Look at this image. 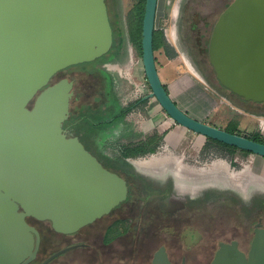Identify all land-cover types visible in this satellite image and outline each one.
<instances>
[{"label": "water", "instance_id": "obj_1", "mask_svg": "<svg viewBox=\"0 0 264 264\" xmlns=\"http://www.w3.org/2000/svg\"><path fill=\"white\" fill-rule=\"evenodd\" d=\"M157 2L146 0L143 19V63L152 88L145 97H156L197 133L264 156L263 143L194 117L165 87L154 49ZM113 43L107 0H0V264L36 258L41 236L29 216L74 232L126 199V179L78 135L66 133L74 82L51 83L59 70L94 61ZM209 53L222 85L264 103V0H233L213 29ZM151 264H173L165 246ZM211 264H264V228L256 229L248 254L223 244Z\"/></svg>", "mask_w": 264, "mask_h": 264}, {"label": "flooded vegetation", "instance_id": "obj_2", "mask_svg": "<svg viewBox=\"0 0 264 264\" xmlns=\"http://www.w3.org/2000/svg\"><path fill=\"white\" fill-rule=\"evenodd\" d=\"M232 2L233 0H158L154 34L159 38L169 34L168 40L184 49L185 60L189 67L197 76L207 80L208 73L202 70L203 62L208 61L215 71L209 53L213 29ZM158 24H161L162 29H158ZM105 55L95 59L94 62ZM73 66L75 64L59 70L51 79V83L62 78H69L74 82L70 117L64 123L66 133L78 135L106 168L124 177L127 181L128 193L125 200L93 222L74 232H60L68 237L67 245L60 249L73 247L58 256L70 250L85 248L87 253L81 260L74 254L73 259L76 262L70 259L57 262L58 256H56L45 264H151L154 253L162 246L166 247L173 264H211L215 253L223 244L236 245L239 250L248 254L252 250L256 229L264 228V198L261 199L258 194L250 195L254 189L264 191L260 187L261 184L264 185V160L259 157L254 159L261 167L259 172H255L253 166L249 169L258 176V181L243 175L242 179L248 182L246 188L225 183L224 185L231 189L224 190H221L216 182H205L202 176H200L202 183L197 186L190 182V177L193 180L197 179L195 174L189 175L187 181L183 177L184 181L180 182L181 178L177 177L174 169L169 165L149 171L139 168L136 164L123 163L126 157L128 158L125 153L129 151L115 152L103 148L98 144L99 135H114L107 129L115 126L135 108L141 107L147 99L145 97L147 94L136 97L125 105L120 104L112 95L110 74L104 66L119 71L122 70L121 67L117 64L104 63V66L101 65L98 70L96 66L93 69H83L88 72L87 75L80 73L79 70L74 76L61 75L63 71ZM89 74L98 76V84L97 81H94L92 86L87 83L92 81L87 78ZM90 101H93V106L89 105L86 110L112 115L108 119L94 122L95 125L106 124L98 131L91 130L90 125L82 123L79 129L83 128V132L79 134V129L76 130L77 126L70 122V118L74 111L80 108V104H88ZM95 101L96 103L100 101V105L94 106ZM252 102L260 107L255 112L256 116L264 117V103ZM128 106H132V109L120 121L115 122V117L121 113V108ZM81 110L85 108L78 111ZM228 127L230 126L224 129ZM85 135H96L94 146L87 142ZM244 136L264 144V135L259 132ZM241 150L253 153L249 150ZM243 169L241 166L240 170ZM251 184H255V187L251 188ZM217 204H221V208H216L213 212ZM31 219L37 218L29 216L28 221L38 229ZM40 236L37 256L27 264H43L50 255L60 250L42 258L44 238L41 231ZM76 238L77 240L74 241L73 239ZM123 251L133 253L128 259H118V253Z\"/></svg>", "mask_w": 264, "mask_h": 264}, {"label": "rangeland", "instance_id": "obj_3", "mask_svg": "<svg viewBox=\"0 0 264 264\" xmlns=\"http://www.w3.org/2000/svg\"><path fill=\"white\" fill-rule=\"evenodd\" d=\"M138 1L107 0L111 21L115 28L121 32L122 45L119 48H114L96 62L75 64L72 68L63 71L61 75L74 76L78 70L87 75L88 72L83 69H93L96 66L98 70L101 65L104 66V63L117 64L122 68L121 71L104 66L110 74L113 86L112 95L117 102L125 105L136 97L149 94L152 88L146 77L143 55L138 45L130 38L136 22L135 9ZM157 27L162 29L161 24H158ZM114 33L116 34L115 30ZM168 37L169 34L160 38L161 45L155 51L156 62L162 82L178 104L186 112L206 123L223 129L234 125L236 132L242 135H253L257 132L264 135V117L259 118L255 113L259 110V105L245 100L242 96L223 86L208 61L202 64V70L208 73V79L205 80L197 76L195 71L186 64L184 49L175 45L173 41L170 42ZM87 78L92 79L87 82L91 86L94 85V81H97L98 84V76L89 74ZM184 79H187L186 82L183 81ZM188 79L190 80L188 81ZM78 94L82 95L80 92ZM92 102L80 104V108H78H85L83 111H78L79 109L75 106L77 110L74 113L77 117L83 113L90 119H85V124L92 125L95 121L108 119L112 115L111 113L103 115L99 112L86 110L89 105L93 106ZM95 103L94 106H99L101 102ZM70 122L74 123V120L70 118ZM105 125L99 123L92 129L98 131ZM107 131L113 132L114 135H99L98 144L103 148L112 149L115 152L136 148L139 151L128 158L126 157V160L133 165L136 164L138 167L142 165L149 170L159 168L160 165L162 166L161 163H165L167 167L171 166V169L176 168L177 163L181 164L180 166L187 175L184 180L187 181L186 178H189V175L195 174L197 179L193 180L190 177L191 181H188L197 186L202 183L200 179L203 178L205 182H216L221 190L231 189L227 185L234 186L233 181H226L222 177L224 174H217L220 173L218 169L222 170L221 164H225V168H228V174L234 172L239 175L241 166L246 170L253 166L254 171L259 172L261 167L255 163L254 159L259 157L264 160L262 156L255 153H248L218 143L210 137L181 125L167 113L156 97L147 98L141 107L129 112L124 119L108 128ZM78 132L81 134L83 128ZM169 136L171 139H168ZM87 142L92 145L90 138ZM145 142L147 145L143 144ZM153 146L156 147L155 150H149ZM225 183L227 185H224ZM251 185V188L255 187V184ZM260 187L264 190V185L261 184ZM252 194H258L261 199L264 198L262 190L254 189L250 195ZM216 208H221V204H217L213 208V212ZM31 221L42 232L44 238L42 258L67 245L68 237L55 230L50 220L31 219ZM73 240L76 241L77 238ZM85 253H87V249L77 248L58 256L56 261L61 262L68 259L75 261L74 254L81 260ZM132 253L123 251L118 253L117 258L125 260L130 258Z\"/></svg>", "mask_w": 264, "mask_h": 264}, {"label": "trees", "instance_id": "obj_4", "mask_svg": "<svg viewBox=\"0 0 264 264\" xmlns=\"http://www.w3.org/2000/svg\"><path fill=\"white\" fill-rule=\"evenodd\" d=\"M145 5H146V0H140V2L137 4V7H136V22H135V25L131 31V40L138 45L139 47V50L140 52L142 53V38H143V19H144V14H145ZM113 25V28L114 30L116 31V34L114 33V45L112 47V50L114 48H119L121 45H122V36H121V32L118 30V28H115L114 24L112 23ZM161 45V40L159 38V36L156 34H154V49L157 50ZM157 61V59H156ZM165 87L167 88V86L165 85ZM168 89V88H167ZM169 91V89H168ZM34 102V101H33ZM33 102L30 103V106L33 105ZM132 109V106H128V107H125V108H121V113L120 114H117L116 117H115V122L116 121H120L130 110ZM71 119L74 120V123L76 124V130L79 129V126L81 127L82 123H84V120L85 119H89L87 117V115L83 114L80 116V117H77V115L74 113L72 116H71ZM90 120V119H89ZM95 123H92V125H90V129L92 130V127H94ZM78 128V129H77ZM228 131L230 132H236V128L234 127V125L226 128ZM96 135H85V137L87 139L90 138L91 142H92V146H94L95 144V138ZM216 140V139H214ZM222 144H225V145H228V146H231L229 144H226L224 142H221L219 140H216ZM145 145H147V143H143ZM233 148H236L235 146H231ZM155 146L153 147H150L149 150L151 151H154L155 150ZM134 150V151H133ZM129 152H126L125 153V156H130V155H133L135 154L137 151H139L138 149L136 148H132L131 150L129 149L128 150ZM114 162V161H111V163ZM123 163H126V164H130L129 161L127 160H124ZM131 165V164H130Z\"/></svg>", "mask_w": 264, "mask_h": 264}, {"label": "bare ground", "instance_id": "obj_5", "mask_svg": "<svg viewBox=\"0 0 264 264\" xmlns=\"http://www.w3.org/2000/svg\"><path fill=\"white\" fill-rule=\"evenodd\" d=\"M162 164V167L161 165L159 166V168H153L151 170L155 171V170H159L163 167H165V163H161ZM139 165V164H138ZM181 164H178L177 163V166L176 168H173L174 169V172L176 173L177 177L181 178L179 181L182 182L183 181V177L187 176L186 173L183 171L182 167L180 166ZM139 167L141 169H144V170H149L148 168H145L143 167L142 165H139ZM161 167V168H160ZM225 164H221V169L222 170H219L220 173L218 172L217 174H224V176L222 175V177H224V179L226 181H233L232 183L236 186V187H239V188H246L247 185H248V182L244 181L242 179V176L243 175H247L249 178H251L252 180H259L258 176H256L254 173H252L250 170H246L245 168L243 170H240L238 173L239 175H237L236 173L232 172V173H229L228 174V168H225ZM248 168V167H247ZM149 170V171H151ZM216 177H219V175H216ZM186 187V186H185Z\"/></svg>", "mask_w": 264, "mask_h": 264}, {"label": "crops", "instance_id": "obj_6", "mask_svg": "<svg viewBox=\"0 0 264 264\" xmlns=\"http://www.w3.org/2000/svg\"><path fill=\"white\" fill-rule=\"evenodd\" d=\"M186 64H187V63H186ZM187 65H188V64H187ZM186 80H187V79H184L183 81H185V82H186ZM189 80H190V79H188V81H189ZM173 98H174V97H173ZM174 99H175V98H174ZM181 107H182V106H181ZM150 109H151V106H150ZM183 109H184V108H183ZM190 114H191V113H190ZM168 139H171V138H170V136H169V138H168Z\"/></svg>", "mask_w": 264, "mask_h": 264}]
</instances>
